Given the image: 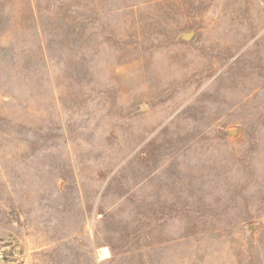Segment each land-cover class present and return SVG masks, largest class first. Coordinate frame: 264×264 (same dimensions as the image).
I'll return each mask as SVG.
<instances>
[{
	"label": "rangeland",
	"instance_id": "374dc122",
	"mask_svg": "<svg viewBox=\"0 0 264 264\" xmlns=\"http://www.w3.org/2000/svg\"><path fill=\"white\" fill-rule=\"evenodd\" d=\"M0 264H264V0H0Z\"/></svg>",
	"mask_w": 264,
	"mask_h": 264
},
{
	"label": "bare ground",
	"instance_id": "6f19581e",
	"mask_svg": "<svg viewBox=\"0 0 264 264\" xmlns=\"http://www.w3.org/2000/svg\"><path fill=\"white\" fill-rule=\"evenodd\" d=\"M104 254H106V253H104Z\"/></svg>",
	"mask_w": 264,
	"mask_h": 264
}]
</instances>
